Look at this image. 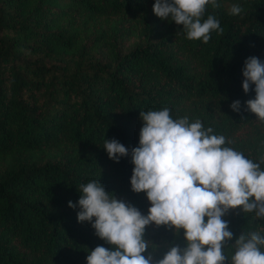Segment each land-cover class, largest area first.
Returning <instances> with one entry per match:
<instances>
[{
  "label": "trees",
  "instance_id": "16d2710c",
  "mask_svg": "<svg viewBox=\"0 0 264 264\" xmlns=\"http://www.w3.org/2000/svg\"><path fill=\"white\" fill-rule=\"evenodd\" d=\"M155 0H0V264H87L111 246L78 222L79 185L105 190L147 215L146 193L131 190V150L141 111L168 107L174 119H199L254 162L264 158V121L247 110L242 70L264 62V0H218L208 43L188 40L182 25L153 12ZM238 4L243 11L230 13ZM239 100L235 112L232 102ZM129 150L119 162L103 145ZM264 169V164H261ZM233 240L264 235L255 212L224 217ZM146 240L155 261L186 246L183 230L155 224ZM153 249L149 248L144 255ZM235 249L225 247L230 257Z\"/></svg>",
  "mask_w": 264,
  "mask_h": 264
},
{
  "label": "clouds",
  "instance_id": "9594fccd",
  "mask_svg": "<svg viewBox=\"0 0 264 264\" xmlns=\"http://www.w3.org/2000/svg\"><path fill=\"white\" fill-rule=\"evenodd\" d=\"M208 5L220 7L218 0H155L153 12L182 25L188 40L206 44L213 31L223 32L214 15L204 19ZM242 11L238 4L230 9L232 15ZM242 75L245 94L255 85V98L245 102L246 108L264 121V62L248 57ZM230 108L239 112L241 102H232ZM170 112L168 107L140 112L139 146L130 153L131 190L146 193L151 205L147 215L106 191L100 180L80 184L77 203L68 202L79 208L78 222H89L95 235L111 246L95 247L87 264H154L157 246L144 238L152 224L174 229L177 235L183 230L186 242L183 248L170 246L155 264H227L226 246L235 249L230 264H264V235L242 233L230 243L234 234L223 219L235 209L264 219V158L254 162L226 146L231 141L213 134L199 119H174ZM103 147L117 163L129 155L115 139L105 140ZM149 248L153 251L145 256Z\"/></svg>",
  "mask_w": 264,
  "mask_h": 264
}]
</instances>
